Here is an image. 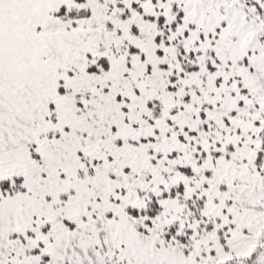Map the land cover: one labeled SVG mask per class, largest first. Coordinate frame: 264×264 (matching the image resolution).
I'll use <instances>...</instances> for the list:
<instances>
[{"label":"rangeland","instance_id":"obj_1","mask_svg":"<svg viewBox=\"0 0 264 264\" xmlns=\"http://www.w3.org/2000/svg\"><path fill=\"white\" fill-rule=\"evenodd\" d=\"M154 1H141V13L131 7L138 0H68L61 8L90 15L57 16L63 70L48 72L47 94L54 92L41 126L49 134L37 148L45 180L27 186L30 235L10 264H39L44 251H33L65 222L92 217L103 226L92 236L105 258L96 264H255L257 247L263 258L264 0ZM180 13L187 37L161 42L158 58L157 30L142 16L169 23ZM179 43L201 52L199 69L163 81L179 74ZM148 102L160 104L159 117Z\"/></svg>","mask_w":264,"mask_h":264},{"label":"crops","instance_id":"obj_2","mask_svg":"<svg viewBox=\"0 0 264 264\" xmlns=\"http://www.w3.org/2000/svg\"><path fill=\"white\" fill-rule=\"evenodd\" d=\"M66 1L0 0V182L21 179L24 189L13 194L0 189V264H10L14 250L24 244L23 235H30L24 232L31 223L33 196L28 184L45 180L37 148L49 134L41 126L48 119V94L54 92L52 89L47 94V75L59 71L63 60V24L54 12L67 5ZM49 109L54 111L53 106ZM70 172L78 177L77 168ZM60 178V182L65 181L66 174ZM69 178L67 175V181ZM65 199L60 195V200ZM65 223L59 235L33 251H44L39 264H96L105 260L92 237L95 230L103 228L100 220L92 217L78 226Z\"/></svg>","mask_w":264,"mask_h":264},{"label":"trees","instance_id":"obj_3","mask_svg":"<svg viewBox=\"0 0 264 264\" xmlns=\"http://www.w3.org/2000/svg\"><path fill=\"white\" fill-rule=\"evenodd\" d=\"M143 0H138V2H134L132 3L131 7L134 9V11H136V13H141V7H140V2ZM154 1V0H152ZM165 1V0H164ZM155 2V1H154ZM172 10V9H171ZM128 11H124L123 14L119 15L118 17L122 20H125L128 18ZM89 11L87 9H81V10H75L69 13H65L64 9H61L59 12L56 13V16L58 17H64L65 19L68 20H80V19H86L89 17ZM142 20L144 21H149L152 24H154L155 26V30H157V36L155 38V45L157 47L156 49V55L159 58L160 56L163 55L162 50L159 49V46L161 45V42H163V44L166 45H170L173 44L175 42H177V39L182 40L185 39L187 37V32H183L181 34L180 33V27L182 26L183 23V15L177 14L174 17V20L170 21L169 23L167 22L166 18L164 15H159L157 18L153 17V16H142ZM193 28V26H189V29ZM188 29V30H189ZM184 30V28H183ZM175 35V37H173ZM171 38V39H170ZM170 40H172V42H170ZM133 51H137V49L133 50ZM138 52V51H137ZM176 56H175V61L172 63L174 64V68L179 70V74L176 75L175 73H171L165 76V72L164 70H169L170 71V67L167 64H161L160 68L161 70L165 73L162 78L163 81L167 80L169 82L176 80V77H183L186 75L187 72H192V71H198L199 66L197 65V59L196 57L201 54L200 51L194 52L191 49L187 50L184 46V43H179L178 45H176V52H175ZM100 64V65H99ZM98 65L100 66L101 70H105L108 68V63L105 59H101L98 61ZM207 70H208V74H212V72H214V68L211 67L210 65L207 66ZM88 71L91 73H95V72H99V69L97 66H93L88 68ZM174 72V70H173ZM173 74V75H172ZM210 75H207V73L205 72L202 76H201V81H203L205 83L206 78H208ZM204 83L201 84V86L204 87ZM176 88L171 87L168 85L167 90L169 93L171 91H175ZM187 100V98L185 99ZM153 103H155L157 106L153 107ZM159 106L160 104L158 102H148L147 103V107L149 109H154L156 110L154 112V114L156 115V117H159L160 115V111H159ZM258 126H260V124H257ZM263 139H264V131H263ZM262 155V153H261ZM0 189L3 192H7L9 194H13V193H18V192H22L24 191V189L21 187V179H15L13 182H8V181H4V182H0ZM199 202H202L201 200H199ZM154 204V202H153ZM150 211H148L149 213ZM153 215L155 213V211H152ZM145 213V215L150 216V214ZM142 214H144L142 212ZM138 213H135L134 216H137ZM174 229H176V227L172 228L171 231H173ZM178 239H180L182 242L186 241L188 239L187 236H178ZM261 241H263V239H261ZM260 241V242H261ZM262 250L261 247H257L254 254H253V259L255 260V264H264V256L262 259L259 260V257L262 255L261 254Z\"/></svg>","mask_w":264,"mask_h":264}]
</instances>
